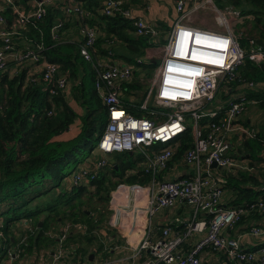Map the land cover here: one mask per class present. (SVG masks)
Returning <instances> with one entry per match:
<instances>
[{
	"label": "built area",
	"instance_id": "built-area-1",
	"mask_svg": "<svg viewBox=\"0 0 264 264\" xmlns=\"http://www.w3.org/2000/svg\"><path fill=\"white\" fill-rule=\"evenodd\" d=\"M0 1L3 2L0 5L2 26L5 24V9H15L16 3L15 0ZM55 1L36 0L27 12L16 8L15 28L22 29L27 24L41 21L47 8ZM61 1L67 15L75 14L80 21L89 18L78 1ZM185 4L186 0H176V11L182 17L177 19L164 43L158 59L160 62L156 64L146 96L138 107L147 114L144 118L127 112L122 102V84L131 81L134 67L103 63L94 49L98 36L96 28L82 22L80 35L83 43L79 53L95 73L94 87L107 109L108 117L98 142L99 158L90 167L86 166L89 168L84 166L75 173L71 185L89 184L107 164L105 157L116 153L141 155V170L150 176L146 184H118L108 201L112 213L109 226L122 231L123 237L128 232L132 233V237H138L133 246L126 236L125 249L132 250L131 255L95 264H201L200 257L204 251L222 254L232 264H264V246L247 250L238 240L226 236V232L245 215L264 214V200L235 208L225 206L226 175L237 170H253L246 166V158L236 151L238 145L255 139L258 134L240 121L249 102L241 93L215 105L217 95L225 93L233 84L247 85L250 89L254 87L252 82H246L238 74V68L246 57L255 65L262 63L264 51L250 40L244 55L232 33L186 25L183 20ZM122 5L121 0H103L101 12L108 17L122 13L129 18ZM191 8V11L205 9L210 12L220 26L239 18L234 11L219 10L212 0L197 1ZM61 24L59 22L51 31L54 39ZM133 27L135 36L148 37L152 42L158 37L155 28L142 20H134ZM182 31L188 33L184 51L180 45ZM13 35L14 31L0 30V73L16 75L24 63L30 62L39 66L38 74L49 87L50 95L64 93L68 87L67 80L65 77L56 78L58 65L44 60L41 55L43 44H28L23 49H16ZM195 35L211 47L200 54L199 61L194 57L196 49L192 50L199 47L195 46ZM190 46L192 52L189 54ZM147 51L144 57L135 59L137 64L152 59ZM189 122L193 124L192 147L183 153L179 163L171 165L180 147V139L188 131ZM213 164L215 167H212ZM169 172L174 173V177H167ZM182 206L188 210L186 218L177 215L155 228L152 218L156 214ZM200 216L204 218L200 219ZM69 228L66 225L57 239L54 255L57 248H63ZM250 233L259 236L262 231L252 228ZM195 234L199 235V239L185 251L183 245ZM61 254L62 251L57 257L60 258Z\"/></svg>",
	"mask_w": 264,
	"mask_h": 264
},
{
	"label": "trees",
	"instance_id": "trees-1",
	"mask_svg": "<svg viewBox=\"0 0 264 264\" xmlns=\"http://www.w3.org/2000/svg\"><path fill=\"white\" fill-rule=\"evenodd\" d=\"M27 1L23 0V4ZM76 1L89 15L88 19L84 18V23L98 27L94 49L100 57L107 56L106 44L112 38L125 47L126 53L121 57L126 63H130L132 57H144L146 50L157 44L148 37L135 36L132 21L122 13L104 16L100 8L102 0ZM15 3L18 4V0ZM230 5L239 9L241 16H253V19L239 24L245 31L246 47L253 40L264 51V0H230ZM63 7V1H55L41 21L27 24L19 33L29 44H43L41 55L44 60L58 65L56 78L65 77L67 80L65 92L50 95L49 87L39 74L31 80L26 77L24 65L13 76L0 73V261L11 260L15 254L20 258L26 253L38 255L46 252L57 244L66 225L71 227L67 239L74 240L72 228L84 227L88 232L86 241L90 243L97 222L93 220L92 212L88 215L82 211L86 200L89 202L91 197H99L108 205L110 193L118 184H146L150 178L141 170V155L116 153L89 182V186L94 187L92 192L82 185H70L51 193L61 184L65 170L71 164L82 161L98 147L108 117L94 87L95 73L79 53L82 37L76 42L60 39V33L67 27L65 19L60 16ZM126 8L127 5H122L123 11ZM7 13H12L10 8L5 9L3 16ZM90 13L95 15L92 21L89 20ZM75 18L81 27L83 21L76 15ZM59 22L62 24L54 39L51 31ZM6 24L5 21L3 29ZM165 42L159 39V44ZM239 46L242 47L241 41ZM135 59L131 81L122 84L125 95L122 102L127 112L144 118L147 114L138 108L148 88L143 81L151 78L156 63L148 59L137 64ZM238 74L254 84L253 89L244 92L248 102L260 101L259 106L264 110V61L255 65L246 57ZM225 97L222 93L221 98ZM71 102L79 111L71 106ZM243 123L246 125V121ZM191 147L192 137L187 131L180 139V147L171 165L179 163L183 153ZM237 152L244 158L248 154V167L253 170H237L226 175L224 197L227 208L264 200V134L258 132L255 139L245 140ZM112 178H116V182H112ZM84 195L87 199H83Z\"/></svg>",
	"mask_w": 264,
	"mask_h": 264
},
{
	"label": "crops",
	"instance_id": "crops-1",
	"mask_svg": "<svg viewBox=\"0 0 264 264\" xmlns=\"http://www.w3.org/2000/svg\"><path fill=\"white\" fill-rule=\"evenodd\" d=\"M38 1V0H37ZM58 1V0H56ZM123 5H127V8L125 11L129 13V18L127 17L128 20L133 21L135 20H142L146 24L152 26L155 28V30L158 32V37L156 38L155 42L159 43V39H162L163 41H167L169 38V35L171 34L174 25L178 19V17L181 15L176 11L175 3L176 0H121ZM197 1L200 0H186V4L184 6V13L191 12L192 8L191 5ZM213 3L214 1L218 2L219 4H222L223 9H219L221 11H234L238 13L239 18L237 19L240 20L241 24L245 20H251L253 19L252 15H246V16H241L240 15V10L239 9H234L232 5H230V0H212ZM36 0H29L26 3L23 4V0H18V4L16 3V8L17 10L27 12L32 9L33 5L35 4ZM103 0L101 1V6H102ZM0 5H3V2L0 1ZM100 6V8H101ZM16 8H10V12L12 13H7L4 15L5 21L7 22L6 30L7 31H14L15 35L12 36V41L14 43V46L16 49H23L25 46L29 44V42L26 40L25 36L19 33L21 29L15 28V19H16ZM62 13L60 11V16L65 19V23L67 25L66 29L60 33V39L63 41L67 40L70 42L77 41L78 38H81L80 35V28L77 19L75 18V15L70 16L64 13V7L61 8ZM204 11L205 9H200ZM207 11H204V14ZM70 16V17H67ZM9 18V19H8ZM95 19V15H92L90 13V21ZM57 21V20H56ZM62 23V22H61ZM91 23V22H90ZM88 25V23H86ZM57 25V24H56ZM55 25V26H56ZM93 25H89L90 27H94L98 29V27ZM4 25H0V30H3ZM23 29V28H22ZM104 38V37H103ZM154 42V41H153ZM105 46V45H104ZM103 46V47H104ZM106 48L108 49L107 56H99V59L103 61L105 64H124L123 59H118L121 57V55L126 53L125 47L118 41H116L114 38L106 44ZM149 50V48H148ZM147 51V50H146ZM149 53V51H147ZM97 54V53H96ZM12 63H10L11 65ZM24 70L27 71L26 77L28 79H33L35 75L39 73V66H36L34 64H31L30 62L24 63ZM92 68V67H91ZM263 86V85H262ZM254 88V87H253ZM251 88V89H253ZM248 87L244 85H231L228 90L225 91V98H221L222 93H219L217 95V100L215 102V105L223 104L225 103L230 97H236L238 94L244 93L247 91ZM260 102V101H259ZM259 102H249L246 108V118L242 120L243 114L241 115L240 121L243 123V121H246V127L247 128H253L259 134L261 133L262 135L264 134V110L261 109L259 106ZM72 107H74L77 111L79 109L77 106L71 102L70 103ZM245 112V111H244ZM244 124V123H243ZM242 145V144H241ZM241 145H238L237 148L241 147ZM237 151V150H236ZM111 156V155H110ZM108 156V157H110ZM243 157V154H242ZM248 154H246V166L248 167L249 159H248ZM244 158V157H243ZM109 161V160H108ZM264 167V163L262 164ZM86 167V165H85ZM264 171V169H263ZM180 173L177 172L176 175ZM174 173H166L167 177H174ZM84 187H88L89 184L82 185ZM182 216V217H187L188 215V210L185 209L184 206L182 207H177L175 209L171 210H165L162 211L160 214L157 215V218L154 222L155 228H158L161 226V224L166 222L167 219H172L174 216ZM200 219H203V216L199 217ZM252 228H258L262 231V234L259 236H253L250 233V230ZM226 236L230 239H236L240 242V244L247 250H255L259 247H261L264 244V214H247L243 217L242 221L235 225L232 229L228 230L226 232ZM199 239V235L195 234L191 240L186 241V243L183 245V249L185 251L189 250L195 242ZM67 240L63 242V250L66 248H74L73 245H67L66 244ZM57 246V244L55 245ZM54 246V250H55ZM75 249V248H74ZM54 250L48 252L49 258L54 256ZM45 252V251H43ZM89 256H87V259ZM201 264H232L230 263L226 257L222 254H216V253H211L209 251H204L201 254ZM54 260V259H53ZM58 262V261H57ZM56 262V263H57ZM90 262V261H89ZM51 264V263H50Z\"/></svg>",
	"mask_w": 264,
	"mask_h": 264
},
{
	"label": "rangeland",
	"instance_id": "rangeland-1",
	"mask_svg": "<svg viewBox=\"0 0 264 264\" xmlns=\"http://www.w3.org/2000/svg\"><path fill=\"white\" fill-rule=\"evenodd\" d=\"M214 5L218 9H223L222 4H219L216 1H214ZM203 12L204 11L202 10L191 11V12L187 11L185 16H183L184 23H186V25H190L193 27L209 29V30L217 31V32L224 33V34H227L228 32L232 33L238 45L240 44V41H241L242 47L240 48L243 50L244 55H246L248 46L246 47V37H244L245 31L239 24H237V23H240L241 21L240 20L235 21V22L228 21L227 24L221 23L222 26H220L218 22H216V19L213 14H211L210 12H206L208 14H204ZM179 17H182V15ZM164 45L165 44L157 43L151 48H149V50L147 49L149 51L150 57L152 58L151 60L154 61L156 64H159L160 62V60L158 59L160 58L163 52ZM118 59L122 60V57H119ZM134 59L135 58L132 57L130 63H126V62H123V63L128 64V65H134L133 64ZM153 73L154 71L152 72V75ZM150 81H151V78H149L147 81L144 80L143 84L144 83L150 84ZM123 98H125L124 94H123L122 99ZM245 118H246V111L243 113L242 120ZM192 130H193V124L189 122L188 131L190 133V136H191ZM115 155L116 154H113L110 157H105V158L108 161L111 159L112 156H115ZM96 158H99V151L97 147H95L93 151L91 152V154L87 155L82 161L71 164L65 170V173H64L65 177L61 181V184L57 187H54L51 193H55V191L59 190L60 188H66L70 186L71 178L73 177V175L77 173L85 165L90 167L91 163L96 162L94 161ZM89 167H86V168H89ZM126 173H128V171H126ZM112 182H116V178H112ZM93 188L94 187H91V186L86 187V189L90 192L93 191ZM83 199H87V195H84ZM90 199L91 200L89 202L86 200V203L82 206V211L86 212L88 215L90 214V212H92L93 220L97 222L94 224L95 227L93 228V232H92L93 239L90 241V243H88L85 238V236L88 235L87 230H85L84 227L77 230V228L75 227V228H72L73 230L72 235H73L74 240L67 239V243H70V245L72 244L75 249L65 248L63 250L62 247H60L59 249L57 248V251L55 254L56 256L54 255L53 257L49 258L48 252L54 250V247H52L46 250V252H41V253L39 252L38 255L37 253L35 255L31 253H26L25 255H23V257L18 258L17 254H15L16 256H14L13 259L3 260V261H0V263L1 264H50V263L51 264H95L98 262H102L104 260L106 261L116 260V259H119L125 256H130L132 250H130L131 251L130 252L129 250L125 249V241H126L125 239H127L126 236L129 237L128 241L133 246L136 245L138 241V237H135L134 234H133L134 237H132V233L130 234L129 232L127 233L125 237H123L122 231H119L116 228L110 227L108 224V221L112 213L109 210V205H106V201L104 199H99V197H91ZM157 215L158 214H156L152 218L153 224L157 218ZM20 228H22V226ZM70 229L71 227L69 228L68 232L70 231ZM59 231H56V234H58ZM46 234L48 235V232H46ZM193 236L190 237L188 240H191ZM61 251H62V254H61L62 256L59 258L57 256L60 255ZM90 254L94 255L92 258V262H89L87 259V256H89ZM34 256H36V259Z\"/></svg>",
	"mask_w": 264,
	"mask_h": 264
},
{
	"label": "bare ground",
	"instance_id": "bare-ground-1",
	"mask_svg": "<svg viewBox=\"0 0 264 264\" xmlns=\"http://www.w3.org/2000/svg\"><path fill=\"white\" fill-rule=\"evenodd\" d=\"M181 36L183 37V38H181V41H182V43L180 44V45H182V47H183V51L186 49V38H187V36H188V33L187 32H181ZM180 36V37H181ZM196 36V35H195ZM196 38H197V40H196V42H197V45H195V46H199V47H194V49H192L193 51L196 49V53L194 54V57H196L197 58V61H199V56H200V54L201 53H205V51H207L208 49H210L211 47L208 45V43H205V42H203L202 40H201V38H200V36H196ZM202 49V50H201ZM190 51H191V46H190V48H189V54H190ZM192 52V51H191ZM234 56H236V55H234Z\"/></svg>",
	"mask_w": 264,
	"mask_h": 264
},
{
	"label": "water",
	"instance_id": "water-1",
	"mask_svg": "<svg viewBox=\"0 0 264 264\" xmlns=\"http://www.w3.org/2000/svg\"><path fill=\"white\" fill-rule=\"evenodd\" d=\"M38 1H40V0H38ZM257 43L259 44L260 41H257ZM262 47H264V46L262 45ZM212 167H215V165L213 164ZM38 226H41V224L39 223ZM93 256H94V255L90 254V255H89V258H88V261L92 262V258H93Z\"/></svg>",
	"mask_w": 264,
	"mask_h": 264
}]
</instances>
